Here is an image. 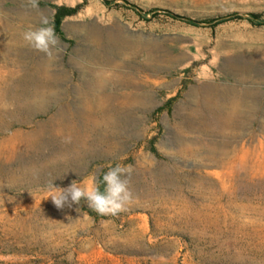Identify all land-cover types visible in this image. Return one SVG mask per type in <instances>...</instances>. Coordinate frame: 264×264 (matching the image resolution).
<instances>
[{"label":"rangeland","instance_id":"rangeland-1","mask_svg":"<svg viewBox=\"0 0 264 264\" xmlns=\"http://www.w3.org/2000/svg\"><path fill=\"white\" fill-rule=\"evenodd\" d=\"M80 3L55 59L25 43ZM0 66V264H264V0H0ZM117 164L135 199L115 217L47 198Z\"/></svg>","mask_w":264,"mask_h":264},{"label":"clouds","instance_id":"clouds-1","mask_svg":"<svg viewBox=\"0 0 264 264\" xmlns=\"http://www.w3.org/2000/svg\"><path fill=\"white\" fill-rule=\"evenodd\" d=\"M31 9H38L39 0H26ZM41 25L37 28H29L22 34L25 43L32 49L43 53L49 59H55L60 51V41L54 26L49 18L41 16ZM133 171L132 166H121L117 164L103 174L101 180L93 178L92 186L85 189L77 181H73L66 188L54 186L52 180L47 188L48 197L56 208L65 205L79 204L81 199L88 202V206L101 216H117L126 211L127 206L135 199L129 187L127 176ZM103 183L104 189L100 190L99 184Z\"/></svg>","mask_w":264,"mask_h":264},{"label":"bare ground","instance_id":"bare-ground-1","mask_svg":"<svg viewBox=\"0 0 264 264\" xmlns=\"http://www.w3.org/2000/svg\"><path fill=\"white\" fill-rule=\"evenodd\" d=\"M2 43V42H1ZM2 46H3V44H2ZM4 49H6V47L4 48ZM5 51V50H4ZM8 62V61H7ZM7 62H6V64H7ZM14 63V62H13ZM8 65V64H7ZM4 66V65H3ZM12 66V65H11ZM1 67V66H0ZM12 73V72H11ZM43 74H45V73H43ZM46 76V75H45ZM46 78H47V76H46ZM42 81H44V80H42ZM209 90H212V89H210L209 88ZM209 90H207V91H209ZM215 90V89H214ZM218 92V91H217ZM222 92H223V90H222ZM227 92V91H226ZM230 92V91H229ZM233 92V91H232ZM215 93V92H214ZM213 92H209V94H207V95H205V100L206 101H208V103L209 104H213V103H216L217 102V98H214L215 96V94H214ZM227 94H229V93H227ZM226 94V95H227ZM225 95V94H224ZM225 95V96H226ZM234 95H235V93H234ZM237 95V94H236ZM3 95H2V91H1V88H0V111H1V109H2V97ZM98 96V95H97ZM106 96H107V98L108 99H111V100H115L116 98H115V96L113 95V94H110V93H107L106 94ZM237 97H238V95H237ZM31 98V97H30ZM30 98H28L27 99V103H25V105L24 106H27V107H32V108H37V107H39V105L41 104V101H42V99H41V95H39V94H37V93H35L34 95H33V98L32 99H30ZM233 98V97H232ZM231 98V101H230V107L232 108V110L235 108V104H234V102H236V101H233V99ZM238 99V98H237ZM113 100V101H114ZM235 100H236V97H235ZM240 100V99H239ZM109 102V101H108ZM115 103V102H114ZM227 103V102H226ZM239 102H237V104H238ZM98 105H100V103H98ZM126 105V101L122 98V99H120L119 101H117V105L113 108V110H119V109H122L124 106ZM227 105V104H226ZM225 105V106H226ZM240 105V104H239ZM227 107V106H226ZM229 107V106H228ZM236 107H238V106H236ZM220 109V108H219ZM236 109H238V108H236ZM224 110V109H223ZM231 111V110H230ZM228 113L227 114H225V112H224V114H217L218 116H219V119L220 120H222L223 122L224 121H226V124H228L227 123V120H228V118H231L230 116V114L233 112H229V111H227ZM237 112H238V110H237ZM236 111L234 112V114H236L237 113ZM216 113V112H215ZM230 113V114H229ZM233 114V113H232ZM233 114V115H234ZM218 116H217V118H218ZM236 118V117H235ZM229 120H233V119H229ZM112 122H113V120H112ZM233 122V121H232ZM113 124V123H112ZM116 124V123H115ZM229 124H231V123H229ZM115 126V125H114ZM227 126V125H226ZM223 129V128H222ZM16 132H19V131H16ZM16 132H13V133H11L10 135H9V137H7V142L9 143V142H11L12 143V141L13 140H16V139H18V141L19 142H22V141H26L27 143H28V147H38V144H39V142L40 141H42L43 139L41 138V136H40V133H37L36 135H33L31 138H23V136H20L19 134L20 133H16ZM25 137V136H24ZM17 141V140H16ZM25 143V142H24ZM13 144V143H12ZM8 145H10V144H8ZM25 146H26V143H25ZM21 148H22V146H21ZM77 148V147H76ZM191 154V153H190ZM236 154V153H235ZM231 159V158H230ZM221 161V160H220ZM215 162V161H214ZM229 170V169H228Z\"/></svg>","mask_w":264,"mask_h":264},{"label":"trees","instance_id":"trees-1","mask_svg":"<svg viewBox=\"0 0 264 264\" xmlns=\"http://www.w3.org/2000/svg\"><path fill=\"white\" fill-rule=\"evenodd\" d=\"M82 5H83V3L76 4L75 6H72V7L71 6H64V5L54 6L52 25L54 26L56 34L61 35L60 25H61L62 20L67 16L75 14L81 8ZM167 12H168V14L174 16L175 18H178V19H180V20H182V21H184L190 25H193V26L216 25L218 23H221V22L228 20L231 16H233V14H234V16H236V13H233L232 15L220 17L217 19L195 20V19H191L188 17L174 15V14L170 13L169 11H167ZM243 15H245L244 18H246L250 23L258 24L257 23V18H258L257 14L246 13ZM239 18H241V17H239ZM103 174L104 173H101L98 176L97 180H101ZM98 186H99L100 190L103 191V189H104L103 183H100ZM88 212H89V214H92V215L94 214L91 210H88Z\"/></svg>","mask_w":264,"mask_h":264}]
</instances>
